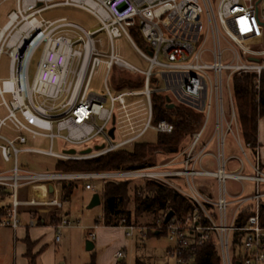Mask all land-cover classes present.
I'll return each mask as SVG.
<instances>
[{
  "label": "built area",
  "instance_id": "built-area-1",
  "mask_svg": "<svg viewBox=\"0 0 264 264\" xmlns=\"http://www.w3.org/2000/svg\"><path fill=\"white\" fill-rule=\"evenodd\" d=\"M9 0H0V4ZM16 9L10 12L0 32V59L9 56V76L0 77V96L8 114L0 120V151L5 161L13 160V167L0 172V189H10L12 203L0 211V226L17 230L20 225L19 207L28 205L62 206L59 199L21 201L18 190L24 185H44L57 181H86V189H93L92 180L103 185L123 180L154 179L181 191L196 207L164 226L173 246L167 251L170 264H190L187 255L212 235L217 237L222 264H264V223L261 204L264 191V169L259 148L243 145L237 136L238 116L231 91V79L236 75L253 76V86L261 91L264 83V0H15ZM56 5L75 6L88 11L98 20L100 28L86 30L66 18L45 20L43 11ZM205 15V18L203 16ZM205 19V20H204ZM21 23V25H20ZM20 25V26H19ZM132 32L142 36L145 49L140 48ZM104 33L108 40L105 44ZM126 35L149 66L142 70L115 51L114 38ZM224 42V43H223ZM42 46L35 75L29 69L36 50ZM226 54L230 55L226 59ZM106 74L102 92L91 88L92 78L100 66ZM138 74L140 88H115L108 79L114 68ZM152 82L156 87H152ZM229 92V110L225 104ZM160 93L167 105L185 104L203 114V119L191 142L170 160L142 168L86 171L32 172L18 162L21 151L48 155L61 160H83L98 157L142 140L150 130L171 133L174 125L166 119L154 122L153 97ZM9 96V98H7ZM141 98L128 101V97ZM167 97L170 101H167ZM143 110L134 114V110ZM214 121L213 134L203 140ZM10 123L12 129L26 132L33 138L44 137L48 149L26 147V135L10 139L1 128ZM115 128L114 136L110 129ZM232 134L242 155L226 154V136ZM119 136V141H115ZM59 139L70 148H93L89 154H69L54 151ZM104 142H99V140ZM95 144L94 146H89ZM104 145L101 149L97 146ZM214 147V148H212ZM246 148L254 151L248 159ZM239 162L230 168V162ZM247 165L250 171H247ZM188 187L185 190L176 179ZM198 178L216 181L217 198L197 187ZM228 179L255 184V192L232 196ZM252 203V213L243 225L237 221L242 209ZM232 206V208L230 207ZM35 224V217L31 225ZM63 219L53 228L59 241L65 227L75 226ZM126 237L137 232L135 225L122 223ZM239 233L234 239V234ZM92 241L95 232L90 233ZM127 256L125 250L115 253L117 259Z\"/></svg>",
  "mask_w": 264,
  "mask_h": 264
},
{
  "label": "rangeland",
  "instance_id": "rangeland-1",
  "mask_svg": "<svg viewBox=\"0 0 264 264\" xmlns=\"http://www.w3.org/2000/svg\"><path fill=\"white\" fill-rule=\"evenodd\" d=\"M215 1V7L217 6L218 0ZM16 8L15 4L13 2L8 3L3 6L2 10L5 9H12ZM39 18H43L45 20H55L59 18H66L72 22H75L82 27H84L86 30L90 31H96L100 28V25L98 23V20L90 14L88 11L81 9L79 7L75 6H67V5H56L51 8L46 9L43 11L40 15H38ZM205 18V15L203 16ZM205 20V19H204ZM5 22V19L2 21V23ZM21 25V23H20ZM19 25V26H20ZM134 35V34H133ZM99 37H102V40L105 44L108 43V40L106 38V35L104 33H101L98 35ZM136 44L142 48L145 49V44L143 39H140L139 37H134ZM114 48L116 53L129 62L130 64L142 69L146 70L149 66V63L147 60H145L141 54L137 51V49L132 45V43L129 41L126 35H121L114 38ZM224 43V42H223ZM42 54V46H40L36 52L33 55L32 63L30 65L29 69V78L30 80L33 79L37 63L40 60ZM230 55L226 54V59H229ZM9 64L10 59L8 55H3L0 61V75L2 78H7L9 76ZM119 73H122L124 75H129L132 78H141L140 75L128 72L126 70H122L120 68L115 67L111 76L108 79V85L113 93H117L118 89H115L114 87V78L119 75ZM106 74V68L105 66H100L95 73V75L92 78L91 82V88L92 90L96 92H102L104 88V79ZM247 74H241L236 75L232 77L231 79V91L232 96L235 102L236 111L238 110V113L242 107V105L239 102L238 97V87H237V81L238 77L245 78ZM141 85L138 87L140 88ZM152 87H156V83L152 82ZM264 89V83L261 87V91ZM154 96H163V94L157 93ZM9 98V96H7ZM141 98L140 96L136 97H128V101H133ZM1 102V100H0ZM153 103H156L154 101L153 97ZM225 104L227 107V114H230V106H229V92L226 91V98H225ZM138 110H134V114H140L143 112L142 107H139ZM8 114L7 109L5 106L0 105V120L4 118ZM252 116V115H251ZM249 116V117H251ZM253 117H256L258 119L260 118L258 110L253 114ZM203 119V118H202ZM202 121V120H201ZM253 127V126H252ZM252 127H249V131L254 134V137L257 138L258 134V124L256 127V131H252ZM255 127V126H254ZM253 127V128H254ZM214 129V121L212 119V123L208 127L206 133L204 134L203 140H208L212 134ZM196 132V131H195ZM194 132V133H195ZM1 133L4 136L9 137L10 139H15L19 135H26L28 138V142L26 144H19L17 142V146L20 148H26V147H33V148H41V149H48L49 148V141L44 137H36L33 138L31 135L27 134L26 132H18L12 129L10 126V123H6L1 128ZM193 133V134H194ZM244 128L239 123L238 129H237V136L240 138V135H243ZM192 135L187 136L184 141L182 142L181 148L184 149L192 140ZM158 132L150 129L142 138V141L148 142V143H155L158 139ZM120 137L117 136L115 141H119ZM99 142H104L102 139L99 140ZM95 144H90L89 146H94ZM133 144H129L126 147L132 148ZM69 145L62 142L59 139L55 140L54 144V151L56 152H64L68 150ZM84 147H77L78 152H81ZM125 148V147H124ZM214 148V147H212ZM246 150H248L246 148ZM226 154H237L242 155V151L239 147V145L235 142L234 136L232 134H227L226 136ZM164 154L161 153V151L156 152L152 155V162L158 163L162 159ZM60 159H57L55 157H51L44 154L34 153V152H28V151H21L18 155V162L20 167L28 169L32 172H55L56 171V165L59 162ZM13 160L12 161H5L2 158V155L0 156V170H8L13 167ZM239 164L238 161L233 160L230 162V168H235ZM248 166V165H247ZM198 178L196 180L197 187L200 188L199 183L202 182H209L210 178ZM215 180V179H214ZM176 183H179L180 186H182L185 190L188 189L186 184L182 182L181 179H176ZM68 182V181H66ZM73 182V192L69 196L68 200L65 201L63 213L68 212V218L71 219L76 223L73 227H65L62 230L63 238L61 242L56 243L54 241V232L53 230L49 228L45 229V234L43 235V242L45 244V250L37 256L38 251L37 245L35 242H32L31 240H28V248L26 255H31L33 257H36L35 264H50L53 262L54 258H56L59 262H65L66 264H86L91 262L94 255L97 257V264H113L112 256L115 253V251L120 248L123 245H126L127 247V256L120 260V264H136V258L137 257H143L150 261L151 263L155 264H168L171 263V259L167 256V251L173 246L172 241L168 238L167 233H164L162 235H155L153 234V231H159L161 230V224L159 221H156V224H150L152 221V216L146 214L141 219L136 221L133 218V221L135 222V226L137 227V232L135 236L126 238L124 236L123 228L119 229H108L105 234H102L100 239L98 240V243L96 247L93 250L87 249V242L92 241L89 237L90 229L94 228L97 224L96 221H99V225H103V216H104V204L101 202L99 205H95L93 207L90 206V203L94 197L95 194H100L102 196L103 193V183L99 179L92 180L91 183L93 184L94 188L91 190H87L85 188L86 181L83 180H72ZM144 179H133L130 188V197L131 201L129 204V208L131 210H134V187L135 186H143L145 184ZM216 184V183H215ZM227 188L229 193L232 196H236L241 194L242 187L244 186V195H251L255 192V184L252 182L245 181L242 183L228 179L226 182ZM39 186V185H38ZM261 190L264 191V183L260 185ZM30 192V185H25L19 188V198L23 199L25 197H28ZM212 198H217V187L215 186V189L213 190ZM12 194L10 189H5L3 191V194L0 195V208L3 205H9L12 203ZM232 208V206H230ZM19 218L21 220L22 225H26L28 222V219L26 218V214H24L23 210H20ZM149 223V224H148ZM99 229L102 231H105L104 228H98L94 231L97 232ZM14 232L11 228L1 227L0 226V264H25V261L14 263V255L16 253L14 248ZM37 250V251H36Z\"/></svg>",
  "mask_w": 264,
  "mask_h": 264
},
{
  "label": "trees",
  "instance_id": "trees-1",
  "mask_svg": "<svg viewBox=\"0 0 264 264\" xmlns=\"http://www.w3.org/2000/svg\"><path fill=\"white\" fill-rule=\"evenodd\" d=\"M134 37L142 39L140 33L132 32ZM238 97L242 105L241 111L251 107L252 113H247L245 119L248 120L246 129L249 136L253 139V144H256L254 134L249 131H256L257 118L253 114L258 110L260 118H264V89L257 92L253 86V76L246 75L245 78L238 77ZM142 85V78H132L129 75L119 73L114 78L115 88H138ZM154 122L160 119H166L174 125V130L171 133H158V139L155 143H148L142 140L135 142L132 148H120L111 151L107 154L83 160H59L56 165L58 172H86V171H112L142 168L154 164L151 160L152 155L161 151L164 156L160 162L170 160L174 155L179 153L182 148L184 139L192 135L199 127L203 118V114L193 108L179 104L174 108H169L164 96H154ZM252 115V116H251ZM251 116V117H249ZM253 137V138H252ZM201 178L200 180H202ZM145 184L141 187H134V210L129 208L131 201L130 184L131 179L123 180L120 183L109 182L103 186L101 200L104 204L103 224L106 226H120L122 223L128 225H136L135 222L141 219L144 215L152 216L150 224H156L159 221L161 225H165V220L170 212L174 213L171 218H180L196 207L195 203L184 195L177 188L159 182L154 179H146ZM216 181L210 178L209 182L199 183L200 189L209 194H213L216 186ZM73 182H62V196L68 198L73 192ZM3 191L0 189V195ZM261 218L264 223V201L261 204ZM252 213V203L247 204L238 219L237 224L243 225L246 218ZM133 218L136 221H133ZM170 220V221H171ZM169 221V222H170ZM168 222V223H169ZM99 224V221H97ZM149 224V223H148ZM167 233L163 228L159 231H153L155 235ZM239 233L234 234V239ZM30 264H35L36 257L27 254ZM190 264H222L221 255L218 249V241L215 235H212L202 245L191 249L187 255ZM86 264H97L96 255L93 256L91 262ZM136 264H155L151 263L143 257L136 258ZM170 264V263H168Z\"/></svg>",
  "mask_w": 264,
  "mask_h": 264
},
{
  "label": "crops",
  "instance_id": "crops-1",
  "mask_svg": "<svg viewBox=\"0 0 264 264\" xmlns=\"http://www.w3.org/2000/svg\"><path fill=\"white\" fill-rule=\"evenodd\" d=\"M11 2H13L15 4V7L17 6L15 0H9L7 2H4V3L0 4V32H1L2 28L6 25L10 12H12V11H14L16 9V8H12V9L2 10L4 5H6L8 3H11ZM4 19H5V22L2 23V21ZM3 55H5V54H3ZM2 56H1V58H2ZM0 61H1V59H0ZM0 77H1V75H0ZM0 100H1L0 105H2L1 96H0ZM251 110H252V108L248 107V108H245L242 111L240 110L239 113H238V110L236 111L237 112V116H238V122L244 128L243 135H240V140H241L243 145H247L248 143L253 144V139L250 138L249 132L246 129V126H249L248 125V120L245 119L247 113H249V112L252 113ZM257 124H258L259 130H258L257 138H255V140H256V144L255 145L259 148L260 162H261L262 168L264 169V121H263V119H258L257 120ZM247 149L248 150H246V153H247L248 159L250 161H252L254 159V154L255 153L251 149H249V148H247ZM1 155L2 154H1V151H0V156ZM1 171H5V170H0V172ZM247 171H250V167L249 166H247ZM62 182H64V181H57V182L47 183L46 188L44 187V185H39L38 186V185L29 184L30 185L29 195H28V197H25L23 199L19 198V193H18V198L21 201H28V200H31V199L43 200V201L49 200L50 201L52 199H59L62 202V206L59 207V206H55V205H28V204H22L19 207V214H20V210L22 209L24 214H26V218L28 219V221H27L28 223L26 225H22L21 224V220H20V225L17 228V230H13L11 228L13 230V232H14V237H15V239H14L15 240L14 241V248H15L16 253L14 255V260H13L14 263L25 261V264H30L29 258L26 255L27 248H28V240H31L32 242L36 243L37 248H38L37 250H39L41 248L38 251L37 256L40 255L45 250V244L43 242V235L45 234V229L44 228H46V227L51 229V230H53V232H54V241L56 243L61 242L63 236H61V239L59 241H56V239H55V231H54L53 226L56 223L61 222L63 219H66V218L69 219L68 218V214L69 213L68 212L63 213L65 201L68 200L69 197L66 198V197L62 196V191H61ZM69 182L70 181H68L66 183H69ZM50 185H53V191H50V189H49ZM87 190H91V189H87ZM9 205H3L0 208V211L3 210L4 208H7ZM32 217H35V224L34 225H31ZM99 227L100 228L101 227L104 228L105 231H102L101 229H99L97 232H95L94 230L98 229ZM8 228H10V227H8ZM119 228H122V227H120V226H106L104 224L103 225L96 224L94 228H89L90 229V233L91 232H95V235H96V238L93 241L94 242V248L96 247V245L98 243V240L100 239L101 235L105 234L106 232H108L107 231L108 229H119ZM90 233H89V237L91 238ZM62 235H63V233H62ZM124 236H125V233H124ZM126 238H130V237H126ZM118 250H125L126 254H127L126 245H123L120 248H118L115 251V253ZM115 253L112 256L113 264H120V260L121 259H117L115 257ZM50 264H66V263L65 262H59L56 258H54L53 262H51Z\"/></svg>",
  "mask_w": 264,
  "mask_h": 264
},
{
  "label": "water",
  "instance_id": "water-1",
  "mask_svg": "<svg viewBox=\"0 0 264 264\" xmlns=\"http://www.w3.org/2000/svg\"><path fill=\"white\" fill-rule=\"evenodd\" d=\"M167 101H170V98L169 97H167ZM168 107L169 108H174L175 107V104L174 103H169L168 104ZM114 131H115V128L114 127L112 129H110V135L112 137L114 136ZM103 147H104V145L97 146L96 149H101ZM92 151H93V148L89 147V148L83 149L81 151V153L82 154H89ZM66 152L69 153V154H76L77 153V149L71 148V149L67 150ZM49 189H50V191H53V185H50L49 186ZM101 201H102L101 200V195L100 194H95L94 197H93V199H92V201H91V203H90V206L93 207L95 205H99L101 203ZM173 216H174V213L173 212H170L168 214L167 219L165 220V223H168ZM93 248H94V242L93 241H88L87 242V249L88 250H92ZM237 264H239V263H237Z\"/></svg>",
  "mask_w": 264,
  "mask_h": 264
}]
</instances>
